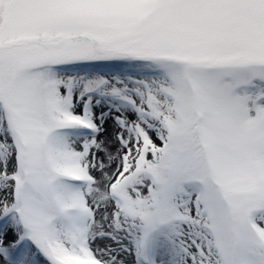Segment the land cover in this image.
Wrapping results in <instances>:
<instances>
[{
    "label": "snow or ice",
    "instance_id": "1",
    "mask_svg": "<svg viewBox=\"0 0 264 264\" xmlns=\"http://www.w3.org/2000/svg\"><path fill=\"white\" fill-rule=\"evenodd\" d=\"M0 264H264V0H0Z\"/></svg>",
    "mask_w": 264,
    "mask_h": 264
}]
</instances>
